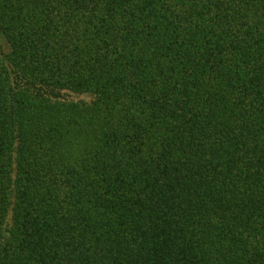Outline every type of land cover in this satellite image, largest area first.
<instances>
[{
    "label": "trees",
    "instance_id": "16d2710c",
    "mask_svg": "<svg viewBox=\"0 0 264 264\" xmlns=\"http://www.w3.org/2000/svg\"><path fill=\"white\" fill-rule=\"evenodd\" d=\"M0 264H264V0H0Z\"/></svg>",
    "mask_w": 264,
    "mask_h": 264
},
{
    "label": "rangeland",
    "instance_id": "374dc122",
    "mask_svg": "<svg viewBox=\"0 0 264 264\" xmlns=\"http://www.w3.org/2000/svg\"><path fill=\"white\" fill-rule=\"evenodd\" d=\"M73 99L74 100H89L88 97H84V96H74Z\"/></svg>",
    "mask_w": 264,
    "mask_h": 264
}]
</instances>
